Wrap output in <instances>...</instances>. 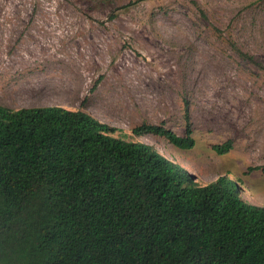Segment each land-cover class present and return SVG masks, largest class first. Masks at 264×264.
Masks as SVG:
<instances>
[{"label": "rangeland", "instance_id": "rangeland-1", "mask_svg": "<svg viewBox=\"0 0 264 264\" xmlns=\"http://www.w3.org/2000/svg\"><path fill=\"white\" fill-rule=\"evenodd\" d=\"M252 57V59H250ZM182 150L140 124L184 132ZM0 103L59 104L264 206V0H0ZM107 120V121H106ZM232 140L222 155L211 146Z\"/></svg>", "mask_w": 264, "mask_h": 264}, {"label": "trees", "instance_id": "trees-1", "mask_svg": "<svg viewBox=\"0 0 264 264\" xmlns=\"http://www.w3.org/2000/svg\"><path fill=\"white\" fill-rule=\"evenodd\" d=\"M184 121L182 135L149 123L131 132L188 150L187 102ZM113 133L80 110L0 103V264H264V206L244 200L236 181L198 184Z\"/></svg>", "mask_w": 264, "mask_h": 264}, {"label": "crops", "instance_id": "crops-1", "mask_svg": "<svg viewBox=\"0 0 264 264\" xmlns=\"http://www.w3.org/2000/svg\"><path fill=\"white\" fill-rule=\"evenodd\" d=\"M51 105H57V106L65 107V108H67V109L77 110V109L69 108V107H66V106H63V105H59V104H51ZM51 105H42V106H51Z\"/></svg>", "mask_w": 264, "mask_h": 264}, {"label": "bare ground", "instance_id": "bare-ground-1", "mask_svg": "<svg viewBox=\"0 0 264 264\" xmlns=\"http://www.w3.org/2000/svg\"><path fill=\"white\" fill-rule=\"evenodd\" d=\"M102 122H105V121H103V120H101ZM107 121V120H106ZM106 123V122H105Z\"/></svg>", "mask_w": 264, "mask_h": 264}]
</instances>
